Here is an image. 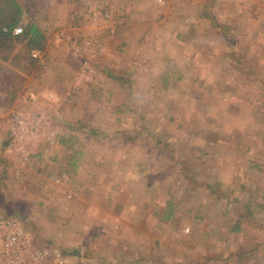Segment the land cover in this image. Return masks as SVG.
<instances>
[{
    "label": "rangeland",
    "instance_id": "374dc122",
    "mask_svg": "<svg viewBox=\"0 0 264 264\" xmlns=\"http://www.w3.org/2000/svg\"><path fill=\"white\" fill-rule=\"evenodd\" d=\"M17 1L23 22L43 31L45 62L24 70L0 61V116L12 110L40 116L46 121L40 140L64 130L58 142L80 167L67 156L50 167L31 161L26 167L2 152L0 217L16 221L34 246L56 250L61 264H264V0H139L131 8L118 0H63V15H55L56 0ZM132 8L138 13L130 12L134 23L127 28ZM181 22L194 30L177 47L165 45ZM107 30L100 49L83 51V42ZM117 35L132 46H122L113 58L117 67L106 69L97 60ZM137 41L142 45L133 49ZM55 53L69 60L74 76L50 92L45 77L56 73ZM84 61L93 70L89 81ZM171 71L187 81L181 89L177 82L173 97L161 80ZM147 84L160 92L147 97ZM72 90L77 102H63ZM29 93L38 95L34 103ZM6 139L0 134V149ZM53 145L41 143L39 152ZM43 185L53 191L41 195ZM112 190L118 204H105ZM47 195L64 204H38ZM251 249L255 261L225 260Z\"/></svg>",
    "mask_w": 264,
    "mask_h": 264
},
{
    "label": "built area",
    "instance_id": "2783aa9c",
    "mask_svg": "<svg viewBox=\"0 0 264 264\" xmlns=\"http://www.w3.org/2000/svg\"><path fill=\"white\" fill-rule=\"evenodd\" d=\"M89 12L93 18L101 16L100 13ZM111 12L109 10L108 13L104 14V17L111 16ZM21 31L22 28L17 26L13 30V34L18 35ZM109 32L110 30H107L104 35L98 36L92 42H83L85 44L83 51L92 54L91 52L96 47L100 49L110 36ZM74 44H77L76 40H74ZM29 55L32 60L40 65L45 62V56L39 50L33 49ZM82 66L86 75L85 80H91L93 70L86 61L82 63ZM49 97L54 101L60 100V96L50 94ZM37 98V94L29 93L28 99L31 103H34ZM63 102L76 103L77 92L75 90L67 92L63 97ZM0 117V134H7L8 136L4 147L0 149V155L2 152L6 155L15 154L20 159L19 163L22 166H26L32 159L39 156V145L41 143L53 145L58 140L66 138L64 130H53L47 133L45 140L41 141L39 134L41 133L42 124L46 121L42 120L40 116L28 117L19 111L12 110ZM68 179L64 176L60 177L61 181H67ZM60 180L57 179L56 182L58 183ZM59 258V253L54 249L34 246L30 237L18 226L16 221L0 217V264H48L49 260L54 259L61 264Z\"/></svg>",
    "mask_w": 264,
    "mask_h": 264
},
{
    "label": "crops",
    "instance_id": "0c3cea01",
    "mask_svg": "<svg viewBox=\"0 0 264 264\" xmlns=\"http://www.w3.org/2000/svg\"><path fill=\"white\" fill-rule=\"evenodd\" d=\"M92 1V0H91ZM100 0H96V2L95 3H97V4H99V3H101V2H99ZM111 1V0H110ZM119 2L118 3H120V4H122V5H124L125 3L129 6V8H131L132 7V5L134 4V2H137V1H139V0H118ZM140 1H144V0H140ZM62 2H63V0H56V7H57V10H54V12H55V15H63L64 13L63 12H61V10H62V7H64V4H62ZM94 2V1H93ZM44 9H45V7H44ZM132 9H134V8H132ZM262 10H264V7L262 8ZM57 11H60L61 13H59V12H57ZM130 12H135V13H138L137 12V10L136 9H134V10H130L129 11V13ZM242 14H244V11H242L241 12ZM178 26H175L176 28H175V32L173 33V35H171L172 34V32H173V30L172 31H170L169 29H170V26L168 27L169 29H167V31L169 32V34L171 35V36H169L168 37V40L169 41H166V42H164V44L166 45H171L172 43H174L175 45H174V47L173 48H175V47H177L176 45L178 44L179 45V43L181 44V42L183 41V40H185L186 38H187V32H188V30L189 29H193V28H195V26H192V24H185V22H181L180 24H177ZM259 25H261V26H264V22H260V24ZM260 26V31L262 30L263 32L261 33L260 32V38L261 39H264V29H263V27H261ZM194 30V29H193ZM43 32V31H42ZM185 33V34H184ZM262 34V35H261ZM168 36V35H167ZM263 36V37H262ZM174 38V39H173ZM259 38V39H260ZM139 41V40H138ZM137 41V43H134L133 44V49H135V47H138V45L140 44V45H142L141 43H139ZM169 42H171L170 44H169ZM259 42H260V40H259ZM122 46H124L125 48H131V46L132 45H127L126 43H123V40L121 39V36L119 35H117L115 38H114V40H113V42L110 44V46H109V48H108V51L105 53V54H102V56H100L99 58H98V62L100 63V65H102L103 67H106V69H112V68H114V67H117L115 64H114V60H113V58L114 57H116V55L118 54V50H120L121 49V47ZM181 47V46H180ZM180 47H178L177 49H178V53H179V55L181 54L180 53V51H181V49L182 48H180ZM171 48V50H172V47H170ZM259 48H262V49H264V41L263 42H261V43H259ZM58 52V51H57ZM166 57L168 56V52H166V51H164V52H162ZM55 55L57 56V58H56V60L54 61L53 60V62H52V65H51V69H55L56 70V73H51L50 75H48V76H46L45 77V81H48L47 82V84H50L49 85V89H47V90H49L50 92L53 90V91H59L60 90V88L62 87V86H64V84H65V82L66 81H68V79H71V81H73V77L72 76H74V71H73V69H71V68H69V60L67 61V60H65V59H63L62 57H61V55H58V53H55ZM175 57H176V53H175ZM176 58H178L179 59V57H176ZM176 58H174L173 57V60L172 61H170V60H168V62H170V64H175L176 63ZM117 59V58H116ZM164 60L165 59H162L159 63L160 64H162V65H166L165 64V62H164ZM180 62H183V61H180ZM185 62H187V65H190V64H193V61L191 62V61H187V60H185ZM98 63V64H99ZM179 63V62H178ZM143 66H144V64H143ZM73 73V75L72 76H70L71 74ZM70 74V75H69ZM45 75V74H44ZM43 75V76H44ZM160 80V79H159ZM162 80V86H163V88L164 89H167L168 91H171V92H169V94L173 97L174 95H175V93H174V91H172V90H176L175 89V86H176V84H177V82L178 83H180V84H178L177 85V88L178 89H181V88H183L184 86H182L184 83L185 84H187V81H186V78H184L183 76H182V74H179V72H176V71H171V72H169L168 74H167V76H165L164 77V79H161ZM160 80V81H161ZM126 81H130V80H126ZM152 81H155V80H152ZM182 86V87H181ZM181 87V88H180ZM145 89H147L146 90V92H145V95L148 97V96H150L151 98H153L154 96H156L157 95V92H160L158 89H156L154 86L153 87H150V85L149 84H147L146 85V88ZM111 90H113V95H114V98L115 99H118V98H120V97H118L119 96V91H118V87H115V86H112V89H110L109 88V91H111ZM182 92H185L184 90H182ZM83 97L85 98V95L83 94ZM82 97V98H83ZM88 97H90V96H88ZM90 100V99H89ZM89 100H88V102H87V100H85L84 101V103L83 104H81V105H79V107H81V109H83V113L85 114L86 112H88L89 110ZM87 103V104H86ZM118 104H116L117 105V107H119V110H120V107L123 105V103H124V101H123V98L122 99H120V101H118L117 102ZM120 103V104H119ZM42 105H44L42 102L39 104V106H42ZM51 109H54L53 107L51 108ZM51 109H49V112H50V110ZM71 118V117H70ZM72 130H73V132H77L76 130H75V128H72ZM39 137H40V134H39ZM42 141V140H41ZM46 145V144H45ZM46 150V149H45ZM50 152H45L44 153V151H42V152H40V154H39V156L37 157V158H34V159H32L31 160V163H35V164H40V168H43L44 167V163H47V167H50V165L51 164H53V165H57V163H59L60 162V159H63L64 157H69V159L72 161H74V163H77V164H79V167H80V163H79V161H78V159L76 158V156L75 155H72V156H69L70 154L69 153H72V154H74L71 150H68V149H66V147H64V144H62L61 142H58V143H56V144H54L52 147H51V149H48ZM100 159H102V160H100L99 159V161L101 162V163H103V160H107V158L105 157V158H103V157H99ZM100 163V164H101ZM6 164V163H5ZM52 165V166H53ZM84 166V164L82 165L81 164V167H83ZM18 167V166H17ZM27 167V166H26ZM19 169H21V170H25V168H19ZM102 171V173H103V175H106L107 173L106 172H110L111 170H108V171H104L103 169L101 170ZM37 177L39 176V175H37L36 173H34ZM86 174V173H85ZM101 174V173H100ZM81 176H86V175H84V173H82L81 172ZM96 176V175H95ZM85 182H86V180L85 179H82V181H81V183H82V185H83V188H82V190L84 189V188H86V184L88 183V182H86V184H85ZM98 183H100L99 181H98ZM99 188V187H98ZM40 189H42V190H39V191H41L40 193H41V195L42 194H45L46 192H52L53 190H50L49 188H46L44 185L42 186V188H40ZM99 191H100V189H99ZM113 192V190L112 191H109L108 193H109V195H110V197H107V200L105 201V204H118V202L116 203V202H114V197H112V195L110 194V193H112ZM48 196V195H47ZM44 197V196H43ZM46 198V197H45ZM45 198L43 199L44 200V202L42 201L41 203L39 202L38 204H64V202H62V200L61 199H59V198H57V200H55V197H50V196H48L47 198H46V200H45ZM54 198V199H53ZM120 203H122V201H120ZM34 204H36V203H34Z\"/></svg>",
    "mask_w": 264,
    "mask_h": 264
},
{
    "label": "trees",
    "instance_id": "16d2710c",
    "mask_svg": "<svg viewBox=\"0 0 264 264\" xmlns=\"http://www.w3.org/2000/svg\"><path fill=\"white\" fill-rule=\"evenodd\" d=\"M131 15L135 14L130 13L125 19V26L128 24L127 28L130 25L129 23L133 22ZM23 18V9L17 0H0V61L5 62L10 59L11 64H17L20 69L27 70L34 63L29 55L30 51L33 49L42 50L45 38L36 24L33 22L24 23ZM17 26H20L22 31L20 34L14 35L13 30ZM127 28L124 29V32H126L124 37L129 41L127 36H130L131 32ZM121 37L123 39V36ZM22 42H25L23 49L17 50L18 44ZM1 67L0 62V69ZM0 163H3V160L0 159ZM239 223L237 221L231 231L238 233L240 231ZM243 256H247L254 261L259 257L258 252L251 249L247 252L231 253L225 260L234 258L239 261Z\"/></svg>",
    "mask_w": 264,
    "mask_h": 264
}]
</instances>
